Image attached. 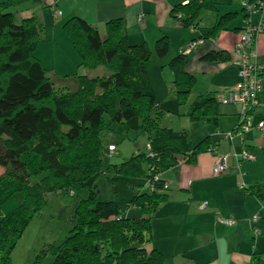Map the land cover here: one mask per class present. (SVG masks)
<instances>
[{"label": "trees", "instance_id": "1", "mask_svg": "<svg viewBox=\"0 0 264 264\" xmlns=\"http://www.w3.org/2000/svg\"><path fill=\"white\" fill-rule=\"evenodd\" d=\"M170 1L172 18L185 29L199 30L201 13L217 9L212 0ZM39 3L40 0L0 3V167L4 169L0 206L9 199L16 204L13 211L0 218V264H11L12 247L41 212L46 195L71 196L73 187L88 188L90 195L73 204V226L64 241L52 248V264H164L165 255L160 250L152 248L148 252L143 244L151 242V221L158 206L167 200V193L160 189L153 193L139 191L128 206L138 208L142 216L131 219L115 202L95 201L93 182L101 173V135L108 127L105 117L109 124H124L138 136H145L149 146L148 152L134 153L112 167L115 175L109 181L119 198L125 196L128 179L142 181L149 174L173 169L179 158L191 162L196 151L206 147L205 139L191 149L184 132L159 125L163 113L148 82L146 65L153 54L157 59L168 55L167 39H158L151 51L144 43L129 44L121 19L108 21L102 38L96 27L71 17L62 29L79 57V66L89 70L103 67L106 73L94 78L71 75L77 83L75 90L55 87L35 56L44 24L36 16L16 23L15 14L8 11ZM241 10L250 18L242 6ZM234 16L223 14L206 34L191 42L204 43ZM217 56L220 52H211L202 59L213 62ZM186 62L187 57L179 54L167 64L174 75V97L179 104L186 101L194 84V77L184 70ZM213 102L212 98H197L191 104L189 118L204 115ZM255 111L254 125L264 120L255 122ZM245 190L264 200V184ZM218 216L219 213L216 221ZM253 218L249 220L257 223L259 216L255 221ZM253 264H264V258L255 255Z\"/></svg>", "mask_w": 264, "mask_h": 264}, {"label": "crops", "instance_id": "2", "mask_svg": "<svg viewBox=\"0 0 264 264\" xmlns=\"http://www.w3.org/2000/svg\"><path fill=\"white\" fill-rule=\"evenodd\" d=\"M247 1L249 0H242L240 6ZM172 5L170 0H40L39 4H32L31 9L25 8L24 11H21L20 16L22 19L36 16L44 24V33L35 56L48 71V77L52 81L53 79L60 80L65 84L61 87L69 90L77 88V83L71 80V75L77 74L94 78L98 69L89 70L79 66V57L62 29L63 23L71 17H79L96 27L102 38L106 34V23L110 20L121 19L129 44L144 43L149 49H154L158 39L166 37L169 44L168 55L163 59H158L162 61V67L167 66L172 55L173 58L179 54L187 57L190 67L185 71L194 77V84L198 78L207 80V85L203 87L204 92L199 93L196 99L212 98L215 101L209 105L206 111L213 116L214 133L218 139L215 142L207 139L206 147L200 150L202 153L193 157L191 162H185V159L179 158V164L175 168L158 174L160 180L168 185V189L163 190L167 193L168 198L157 209L161 208L162 211L168 204L170 206L175 203L181 204L183 211L189 208L188 213L201 218L202 232L210 241L209 247H205L203 242L200 245L201 249L212 250L213 248L215 250L214 253L211 251L210 256H205V261L210 264H253L255 255L264 258V200L249 195L245 189L239 188V184L244 183L246 189L255 184H264L263 178H253L250 175L245 177L242 170L246 169L245 166L259 164L257 156L253 153H259L264 158V133L252 128L253 131L251 129L241 139L235 138L232 142L225 139L224 135L232 131L237 123L239 108L234 105L218 104L214 94L220 89L224 88L223 90H225L233 87L239 81L238 71L234 64L236 60L233 52L234 45L238 39V33L248 25V22L256 24L259 16L253 15L248 18L245 13H242L240 22L237 20L236 22L225 21L223 29L215 31L213 36L204 40L203 44L184 53L191 41L198 39L201 34H206L215 25L220 17L219 12L218 9L208 11L210 22L209 24L202 23V29L205 30L202 31L200 28L199 30L185 29L172 18ZM57 11L61 14L57 15ZM140 14H143V17L141 21H138ZM202 14L204 12L200 15V22L204 18ZM254 48L260 57L264 56V33L256 36ZM211 52H220V56H217L213 62L202 59L203 56ZM221 57L227 61H222ZM169 58L171 59L169 60ZM214 80L217 81V87L211 89L209 85L214 84ZM218 105L225 106V109L220 110V113ZM261 118L264 119V92L261 95L260 106L255 111L254 121L258 122ZM148 147L146 141V152H148ZM198 152L196 151V153ZM135 153L141 152L137 149ZM242 153H247L253 158L242 159L239 156ZM226 154L229 156L227 172L214 176L212 167L216 157ZM144 183L145 180H142L139 191L143 189ZM212 183H216L218 188L215 189ZM171 191H173L172 194ZM71 192V196H73L74 193ZM200 195H204L209 200V203L203 201L207 202V208L204 210L199 208ZM68 196L70 195L68 194ZM216 209L225 217L236 220V225L226 228L218 223L215 218L218 213ZM255 215L259 216L257 223L249 220ZM153 227L151 221V242L144 245L148 252L152 248H156L153 245ZM253 228L256 229V232L253 231ZM159 247L156 249L164 254L162 246ZM171 257L175 258V253Z\"/></svg>", "mask_w": 264, "mask_h": 264}, {"label": "rangeland", "instance_id": "3", "mask_svg": "<svg viewBox=\"0 0 264 264\" xmlns=\"http://www.w3.org/2000/svg\"><path fill=\"white\" fill-rule=\"evenodd\" d=\"M6 1L7 0H0V3ZM179 2H181V0H179ZM214 2L216 3L219 16H222L226 12H230L235 14L233 19H231L232 21H241L243 11L241 10L240 3L242 0H215ZM41 5L43 4L41 3ZM25 8L31 9L32 4L8 10L15 14L16 23L21 21L22 17L20 16V12L24 11ZM203 12L204 14L202 15H204V18L199 25L200 29H202V23L209 24L210 22L209 12ZM203 30L205 29H202V31ZM150 50L153 51V49ZM153 55L154 56L146 65V70L147 79L155 95L158 108L163 113L159 120L160 127L168 128L176 132H184L188 137V143L191 149L205 139L215 142L218 138L215 137V126L211 114L206 112L204 115H200L193 120L188 116L192 102L199 93L202 94L204 92L203 87L207 85V80L198 78L192 86L186 101L183 104H179L174 97L175 85L172 71L167 66L162 67V61L158 60L155 54ZM172 56L171 58H173ZM171 58H169V60ZM189 67L190 61L187 60L184 64V70ZM95 73V77L104 76L106 71L103 67H98ZM53 83L55 87H61V85L65 86V84H63V82L61 83L58 79H53ZM213 83L215 85H209L211 89L217 87V81L214 80ZM223 89L217 91V93L214 94L215 97ZM223 109H225V106L218 105L219 113L221 112L220 110ZM104 120L108 127L101 135L104 155L101 163V173L93 182L95 201H113L116 206L123 211L125 216L131 219H139L142 216L140 210L135 207H129L128 203L133 196L139 194V190L141 189L139 186L142 181L128 179V189L126 190L125 196L119 198L113 193L109 180L115 175L112 169L113 166L120 165L124 160L129 159L137 152V149L140 150V152H146V138L145 136H138L136 132L129 130L124 124H109L108 117H105ZM109 144H113L116 147V151L111 157L108 156L107 152V146ZM200 153L202 152L199 151L196 156ZM253 154L257 156L259 164L255 166H245L246 169H242L244 175L245 177L250 175L253 178H263L264 180V158L259 153ZM3 174L4 169L0 167V177ZM212 184L215 189L218 188L216 183ZM72 190L74 193L73 196L55 193L46 195L45 204L41 212L33 217L28 226L22 231L20 238L12 247L10 251L11 264H52V248L58 247L64 241L69 230L73 226V219L71 216L73 204L79 200L87 199L90 195L88 188L73 187ZM170 193L172 194L173 191ZM200 196L201 199L199 202L202 203L203 201H207L209 203L207 197L204 195ZM15 208L16 204L14 200H7L0 206V218L13 211ZM160 209L161 208H159V210L157 209L156 215H154L155 218L152 220V225H154L152 230L154 237L153 245L156 248L162 246L163 252L166 255V264H210L205 261V256H210V253H214L215 250H213V248L212 250L201 249L200 245L203 244V242L205 243V247H209L208 243H210L209 239L206 238L202 232L203 223L201 222V218L192 213H188L189 208L183 211L181 204L175 203L171 206L168 204L162 211ZM216 210L221 214L218 209ZM220 216L225 217L223 214ZM146 244L148 243L143 245ZM42 250H44V255H41ZM174 253L175 258L171 257Z\"/></svg>", "mask_w": 264, "mask_h": 264}, {"label": "built area", "instance_id": "4", "mask_svg": "<svg viewBox=\"0 0 264 264\" xmlns=\"http://www.w3.org/2000/svg\"><path fill=\"white\" fill-rule=\"evenodd\" d=\"M242 7L249 17L257 15L259 19L256 24L248 22V25L238 33V39L234 45L233 52L236 56L234 64L238 71L239 81L233 87L221 91L215 97L218 104L234 105L239 108L237 112L238 120L234 129L224 135V138L230 142L235 138H243L252 128L264 133V120L256 125L253 124V112L260 106L261 95L264 92V56L260 57L254 48L256 36L264 33V1H247L242 3ZM56 14L60 15L61 13L57 11ZM142 17L143 14H140L138 21H141ZM202 43V40L190 42L184 53L189 52V50ZM115 151L116 147L114 145L107 146L109 157L113 156ZM233 156L236 157L235 154ZM239 156L246 160L253 158L247 153H242ZM228 157V154L216 157L212 167V174L214 176H219L227 171ZM149 175V178L144 179L145 183L142 191L153 193L159 189H168V185L160 180L158 174ZM245 187L244 183L239 184L240 189H245ZM199 208L201 210L206 209L207 202L201 203ZM253 219L254 221L257 220L258 216H254ZM217 221L227 228H231L235 224L233 218L222 216H218Z\"/></svg>", "mask_w": 264, "mask_h": 264}]
</instances>
